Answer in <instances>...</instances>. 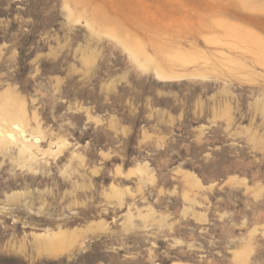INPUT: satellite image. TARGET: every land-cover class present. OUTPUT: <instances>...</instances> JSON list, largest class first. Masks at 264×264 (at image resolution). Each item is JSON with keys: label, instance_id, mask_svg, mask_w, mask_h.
Segmentation results:
<instances>
[{"label": "rangeland", "instance_id": "rangeland-1", "mask_svg": "<svg viewBox=\"0 0 264 264\" xmlns=\"http://www.w3.org/2000/svg\"><path fill=\"white\" fill-rule=\"evenodd\" d=\"M0 264H264V0H0Z\"/></svg>", "mask_w": 264, "mask_h": 264}, {"label": "bare ground", "instance_id": "bare-ground-1", "mask_svg": "<svg viewBox=\"0 0 264 264\" xmlns=\"http://www.w3.org/2000/svg\"><path fill=\"white\" fill-rule=\"evenodd\" d=\"M242 42H243V40H242ZM246 43V42H245ZM248 43H252V42H248ZM259 45V44H258ZM258 45H256V46H258ZM253 47V46H252ZM17 129H19V127H16ZM22 133H23V131H22Z\"/></svg>", "mask_w": 264, "mask_h": 264}]
</instances>
